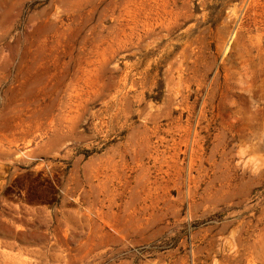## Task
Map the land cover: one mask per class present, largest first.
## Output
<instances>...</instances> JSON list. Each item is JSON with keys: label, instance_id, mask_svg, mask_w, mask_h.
<instances>
[{"label": "rangeland", "instance_id": "rangeland-1", "mask_svg": "<svg viewBox=\"0 0 264 264\" xmlns=\"http://www.w3.org/2000/svg\"><path fill=\"white\" fill-rule=\"evenodd\" d=\"M0 264H264V0H0Z\"/></svg>", "mask_w": 264, "mask_h": 264}, {"label": "crops", "instance_id": "crops-1", "mask_svg": "<svg viewBox=\"0 0 264 264\" xmlns=\"http://www.w3.org/2000/svg\"><path fill=\"white\" fill-rule=\"evenodd\" d=\"M24 144H30L31 149L35 154H43V152L51 151L59 152L60 147L67 144L69 141H23Z\"/></svg>", "mask_w": 264, "mask_h": 264}, {"label": "built area", "instance_id": "built-area-1", "mask_svg": "<svg viewBox=\"0 0 264 264\" xmlns=\"http://www.w3.org/2000/svg\"><path fill=\"white\" fill-rule=\"evenodd\" d=\"M38 160V159H37ZM39 161L44 162V159H39Z\"/></svg>", "mask_w": 264, "mask_h": 264}]
</instances>
